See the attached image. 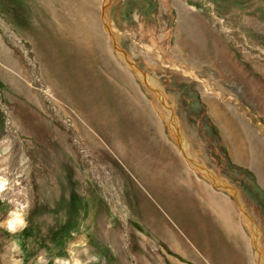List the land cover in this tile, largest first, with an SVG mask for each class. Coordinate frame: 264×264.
<instances>
[{
    "label": "rangeland",
    "instance_id": "1",
    "mask_svg": "<svg viewBox=\"0 0 264 264\" xmlns=\"http://www.w3.org/2000/svg\"><path fill=\"white\" fill-rule=\"evenodd\" d=\"M102 1L0 0V169L13 189L0 194V221L10 199L29 205L26 229L0 228V264H11L12 240L24 264L42 252L54 264L82 237L100 257L92 264H147L140 244L150 242L162 264H259L243 219L255 221L264 250V181L253 163L256 151L264 154V0H114L106 15ZM105 18L126 55L160 83L196 161L236 195L186 164ZM185 40L211 44V60L225 61L221 71L191 58ZM131 141L153 142L156 153L169 148L159 160L162 169L177 165L174 195L154 192L135 171ZM183 190L203 207L197 220L183 221L174 205Z\"/></svg>",
    "mask_w": 264,
    "mask_h": 264
},
{
    "label": "bare ground",
    "instance_id": "2",
    "mask_svg": "<svg viewBox=\"0 0 264 264\" xmlns=\"http://www.w3.org/2000/svg\"><path fill=\"white\" fill-rule=\"evenodd\" d=\"M113 2H114V0H105L106 6L111 5ZM106 6H105V9H106ZM105 9L103 11L104 15H106V13H107L106 10H108V9H106V10ZM104 20H105L106 30L110 33V35L112 36V39L119 45V36H118V34L115 33L113 26H111V24L107 21V19L105 18ZM184 47H185L186 50H188V52H190V54H191L190 57L191 58H194V56H195V58L200 57V59L203 62L209 63L216 71H218V70L221 71V69H222L225 61L223 63H219V62H216V61H212L211 60V56H210L211 44L210 45L208 44L205 47H203V46L198 47L196 45L190 44L189 41L187 42L185 40L184 41ZM120 50L118 49L117 52L121 55V60L128 67H130L131 69H133V71L135 72V74L138 76V78L141 80V82L143 83V85L147 89V92H149L150 95L152 96L153 106L155 107L158 115L163 119V121L165 122V124H167V126L169 127L170 134H171L173 140L176 143H178V145L180 147L179 150H181L183 152V155L185 156V162H186V164L193 171H195L202 178H204V180H207V182H210L211 185H214V186H216L219 189H226L229 192L233 193V190L235 188L227 180H225L224 178L218 176L213 170L209 169L206 166V164L196 161V158L197 157L194 155L193 148H192L190 142L188 140H186V138L184 137L183 132L181 131V128H180L179 119L174 114V109H173L172 105L167 101L168 100L167 95L163 91H161L162 90V87L160 86V83L158 82V80L155 77H152L150 74L144 72L142 69H140L136 65V63L128 55H126V53L124 51L121 52ZM175 68L180 69V70H182V71H184L186 73H189L190 72L189 75H193V74H191L192 72H191V70H189V68L187 67L186 64L177 62V63H175ZM142 73H145L146 75L145 74H142ZM203 82H204V87L206 88L207 91L218 93V91H215V89L213 87H211L210 82H208V81H203ZM138 145H140L141 147L138 146ZM155 145L156 144L153 143V142H146V143L141 142V143L136 144V145L133 143V145L130 146V154H129V157L126 156V158L129 159V162H132V163H133V161H132L133 159H135V160L137 159L138 160V165H134V167H135L134 169L139 174V176L141 178H143V180L145 181V183L152 190H154V192H157L159 195L162 194L163 197L166 194H170V195L172 194V195H174V190L177 187H174V185L172 184L173 181L171 182V178L170 177L171 176H174V173L173 172H174L175 169H177V165H175V166L170 165V166H167L166 169H162V165H161V162H160L161 160H159V159H161V157L165 153H168L170 150H169V148L167 146H163L156 153L154 151V146ZM175 145H177V144H175ZM255 157L256 158L253 159L254 160L253 163H255V165L257 166V169L260 168L261 176H259V175L258 176L261 178L262 181H264V154L262 152L256 151ZM25 162H26V160H24V162H23L24 163V167L26 166L25 165ZM256 166H254V164H253V167L254 168ZM3 170L4 171L0 172V175H6L7 176V172H6L7 168H5ZM204 180H202V181L205 182ZM193 182H194V180H193ZM187 185L188 184H186V186ZM199 185H200V183H199ZM205 185H206V183H205ZM226 185H229V186L227 187ZM203 188H204V186H203ZM178 193H179L180 196H178V198L176 197L177 202L174 205H177L181 210H183V211L186 212V214L188 216V220L186 219V220H183V221H185V222L189 221L190 222L192 220L193 221L194 220H197V215H194L193 213L199 211L203 207L201 208V206L199 205V203L197 202V200L195 198H193L191 192H190L191 193L190 194L189 191H184L183 190L181 192L178 191ZM25 196H26V193H23L18 199L26 200ZM241 204H243L242 201H241ZM166 208H168V207H166ZM173 211H171V213ZM175 212L178 215V211H175ZM203 212L206 213V211H203ZM152 213H153V211H152ZM155 213H156V211H155ZM245 213L247 214L246 211H245ZM170 216H171V214H170ZM178 216H177V218L179 219ZM187 216L185 215L186 218H187ZM185 217H182L181 219H183ZM204 217L206 218V216H204ZM177 218H175V219H177ZM205 218L204 219H198V220L201 221V222H203V224H204V222L206 221ZM243 221H245V223L248 225V227L251 228L253 240L255 241V244H256V246L258 248V250H257L258 251V257L261 260L259 264H264V250L262 249V246H261V243H260L261 236L262 235H260V231L258 229V226L255 223V221L252 218H248L247 215L244 216ZM181 222L182 221H180L178 223H181ZM183 223H182V225H183ZM140 245L142 247L141 249L144 250L143 254L146 255L145 258H143V259L147 261L146 262L147 264H162L161 261H160V260H162L161 259L160 251L157 249V246L154 243L150 242L149 243V247H147L146 243L140 244ZM129 248L131 250L130 252L133 253V256L136 257V258L139 257V256H137L138 254L135 251H138V252L142 253L138 249L137 245H135L133 242H132V244H131V246ZM148 248H150V250ZM135 249H137V250H135ZM153 257H154V259H153ZM138 261L139 262L141 261L140 258L138 259Z\"/></svg>",
    "mask_w": 264,
    "mask_h": 264
},
{
    "label": "clouds",
    "instance_id": "3",
    "mask_svg": "<svg viewBox=\"0 0 264 264\" xmlns=\"http://www.w3.org/2000/svg\"><path fill=\"white\" fill-rule=\"evenodd\" d=\"M4 170L0 169V172ZM5 191H13L10 180L6 175H0V194ZM4 197L0 195V199ZM9 203H13L14 207L9 210L8 215L5 220L0 221V228H5L9 233L15 235L17 232L23 231L28 227V221L26 216L28 213L25 211L29 207L27 202L20 203L18 200L10 199ZM87 239L82 237L78 241H70L69 247L66 249L69 253L68 258L55 257L54 264H92V262L99 261L100 257L97 254L89 255L87 247ZM82 248L83 254L87 257L85 260H81L77 253L76 248ZM9 251L14 253L10 258L11 264H24L23 252L18 240H12ZM36 264H48V259L46 255L42 252L36 257Z\"/></svg>",
    "mask_w": 264,
    "mask_h": 264
},
{
    "label": "water",
    "instance_id": "4",
    "mask_svg": "<svg viewBox=\"0 0 264 264\" xmlns=\"http://www.w3.org/2000/svg\"><path fill=\"white\" fill-rule=\"evenodd\" d=\"M105 6H106V3H104V1H102V5H101V9H102V12L104 11V9H105ZM114 46L116 47L115 49L116 50H120L121 52L122 51H124L122 48H120V46L114 41ZM125 52V51H124ZM126 53V52H125ZM142 72V71H141ZM142 74H145V73H142ZM146 75V74H145ZM227 187L229 186V185H226ZM233 193L236 195V193H237V190L236 189H234L233 190Z\"/></svg>",
    "mask_w": 264,
    "mask_h": 264
}]
</instances>
